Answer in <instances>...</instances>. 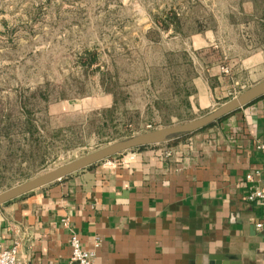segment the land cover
<instances>
[{"label":"rangeland","instance_id":"1","mask_svg":"<svg viewBox=\"0 0 264 264\" xmlns=\"http://www.w3.org/2000/svg\"><path fill=\"white\" fill-rule=\"evenodd\" d=\"M263 10L264 0H0V192L236 96L250 80L192 106L206 55L231 74L233 56L264 52ZM113 93L130 96L110 113Z\"/></svg>","mask_w":264,"mask_h":264},{"label":"crops","instance_id":"2","mask_svg":"<svg viewBox=\"0 0 264 264\" xmlns=\"http://www.w3.org/2000/svg\"><path fill=\"white\" fill-rule=\"evenodd\" d=\"M233 57L230 74L222 56H205L194 108L264 79L262 50ZM259 143L264 96L176 143L124 151L0 205V243L23 264H67L72 232L93 264H264V204L247 199L264 175Z\"/></svg>","mask_w":264,"mask_h":264},{"label":"water","instance_id":"3","mask_svg":"<svg viewBox=\"0 0 264 264\" xmlns=\"http://www.w3.org/2000/svg\"><path fill=\"white\" fill-rule=\"evenodd\" d=\"M264 96V79L247 87L236 96L226 100L217 108L206 114L179 124L160 127L136 135L114 141L104 147L47 170L36 177L15 185L0 192V205L17 197L27 194L35 189L43 187L51 182L60 180L79 170L92 166L107 158L114 157L124 151L137 149L143 146L159 145L180 138L183 135L194 133L234 111L252 103ZM214 264H219L218 262Z\"/></svg>","mask_w":264,"mask_h":264},{"label":"built area","instance_id":"4","mask_svg":"<svg viewBox=\"0 0 264 264\" xmlns=\"http://www.w3.org/2000/svg\"><path fill=\"white\" fill-rule=\"evenodd\" d=\"M223 71H227L226 68H222ZM256 149L264 154V144L259 143L256 145ZM133 150V149H132ZM131 151V150H127ZM106 163L113 162L110 159L103 160ZM246 179L251 180L252 175L247 174ZM248 200H260L264 204V175L260 178V185L255 187L248 195ZM260 227L261 224H258ZM70 246V258L67 264H93L95 253L92 250H88L82 247L81 240L72 232L69 237ZM0 264H23L18 258L17 247H4L0 243Z\"/></svg>","mask_w":264,"mask_h":264},{"label":"trees","instance_id":"5","mask_svg":"<svg viewBox=\"0 0 264 264\" xmlns=\"http://www.w3.org/2000/svg\"><path fill=\"white\" fill-rule=\"evenodd\" d=\"M263 12H264V10H263ZM264 14V13H263ZM115 93H113L112 94V96H113V103H112V105L107 109V111L108 112H110V113H115V112H117V111H119V102H122V101H124V102H127L125 99H128L129 98V96H130V94L128 95L127 93L126 94H123V96H118L119 97V100H117V98L115 97V95H114ZM119 94V93H118ZM128 95V96H127ZM41 96H43V94H41ZM173 96H177V93H173V94H171V96L170 97H173ZM159 102H161V100H159V99H153V100H151L150 102H148V108L149 109H159V110H161L162 108H161V105H159ZM23 109H24V113H25V119H26V121L27 122H29V120H30V117H31V112L30 111H28V109H26L25 107H23ZM228 116V115H227ZM227 116H225V117H223V118H221L220 120H222V119H224V118H226ZM219 121V120H218ZM102 125H106V121H104L103 123H102ZM213 124H211V125H208V126H206V127H204V128H202V129H200V130H198V131H196V132H199V131H202V130H204V129H207L208 127H210V126H212ZM30 130H31V128H29ZM187 135H189V134H186V135H183V136H181L180 138H178V139H176V140H174V141H171V142H168L167 144H172V143H176L178 140H180L181 138H184L185 136H187ZM30 136H31V138H34V139H31L33 142H38V139L36 138V137H34L33 136V134H30ZM145 147H148V146H143V147H139V148H137V149H143V148H145Z\"/></svg>","mask_w":264,"mask_h":264}]
</instances>
